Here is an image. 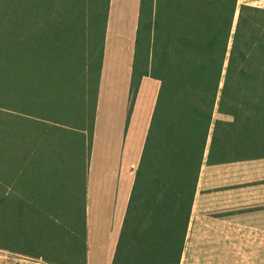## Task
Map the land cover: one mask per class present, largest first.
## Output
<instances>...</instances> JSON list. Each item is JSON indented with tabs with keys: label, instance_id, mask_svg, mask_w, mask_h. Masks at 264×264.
Returning a JSON list of instances; mask_svg holds the SVG:
<instances>
[{
	"label": "trees",
	"instance_id": "16d2710c",
	"mask_svg": "<svg viewBox=\"0 0 264 264\" xmlns=\"http://www.w3.org/2000/svg\"><path fill=\"white\" fill-rule=\"evenodd\" d=\"M109 1L0 0V249L86 264ZM144 76L160 84L111 264H180L203 160L264 122V8L141 0L126 128Z\"/></svg>",
	"mask_w": 264,
	"mask_h": 264
},
{
	"label": "crops",
	"instance_id": "0c3cea01",
	"mask_svg": "<svg viewBox=\"0 0 264 264\" xmlns=\"http://www.w3.org/2000/svg\"><path fill=\"white\" fill-rule=\"evenodd\" d=\"M118 2V0L109 1L93 144L87 171L86 264H111L133 178L131 177V180L126 182L129 190L126 197L123 198L121 179L128 130L139 100L142 85L145 83L147 85L154 84L155 94L157 95L160 84L158 80L147 76L141 79L122 143L118 181L112 190L110 200L111 211L105 220H102L99 216L91 220V205L89 203L91 199L90 191L93 187L91 172L96 139L95 126L98 123V110L100 108L104 74L105 71L108 73L107 66H109L113 74H115V80L122 74L123 78L126 77L123 85L118 89V93L121 94L118 102L119 107H124V104L128 107L131 65L141 0L124 1L126 5H124V15L127 14L126 20H128L129 14V30L127 33H120L115 25L116 18L113 20V10L114 8L116 9ZM238 4L264 8V0H238ZM155 99L156 96L154 103ZM215 113L217 114L216 118L231 119L229 116L222 115L216 111ZM125 116L127 117V113ZM120 121L119 123L121 124ZM238 150V155L234 160L220 163H209L206 158L203 160L191 207L180 264L181 262L183 264H264V122L254 123L250 127L249 134L240 143ZM100 193L102 196L103 191ZM102 221L104 224L101 225ZM102 230L103 234L101 236L99 231ZM100 237L103 242L97 241V238ZM8 252L7 250H0V264H7V258L9 257L6 254ZM8 254L13 256V258L21 256L20 258L22 259L20 260H25L22 254L18 255V253L13 252ZM100 255H102V260L98 262L101 259Z\"/></svg>",
	"mask_w": 264,
	"mask_h": 264
},
{
	"label": "rangeland",
	"instance_id": "374dc122",
	"mask_svg": "<svg viewBox=\"0 0 264 264\" xmlns=\"http://www.w3.org/2000/svg\"><path fill=\"white\" fill-rule=\"evenodd\" d=\"M118 1L119 2L117 3L116 9L114 8L113 10V20L116 18L115 25L118 27L117 29H119L120 33H127L129 30V14L128 20H126L127 14L124 15L125 0ZM237 14L238 11L235 14V18ZM107 70L108 73L105 71L104 82L101 91L100 108L98 110V123L95 126L96 139L93 157L94 161L92 166L93 169L91 172L93 187L90 191L91 199L89 203L91 205V220L97 216L102 218V220H105L111 211V194L116 182L118 181L120 155L126 131L125 115L127 113L128 107H126L125 104L124 107H119L118 102L121 98V94L118 93V89H120L121 85H123L126 77L123 78L122 74L117 78V80H115V74H113V71L109 66H107ZM115 83L117 84L116 86ZM155 93L154 84L147 85L145 83L142 85V89H140L139 100L134 110V116L131 121L125 143V157L122 166L121 179V191L123 198L126 197V194L129 190V187L127 188L126 182H129L131 177L134 178L135 169L139 161L138 157H140V148L144 142L148 122L154 105V98L156 96ZM214 117H217L216 113ZM119 121L121 124H123L122 126ZM101 191H103L102 196L100 193ZM102 224H104L103 221L101 225ZM99 232L102 236L103 230ZM97 239V241L103 242L101 237ZM8 253L6 254L9 257L7 258V264H49L40 258H33L26 255L23 257L25 260H20L22 259L20 258L21 256H18L19 258L16 256L13 258V256ZM100 256L101 259H99L98 262L102 260V255ZM181 264L183 263L181 262Z\"/></svg>",
	"mask_w": 264,
	"mask_h": 264
}]
</instances>
